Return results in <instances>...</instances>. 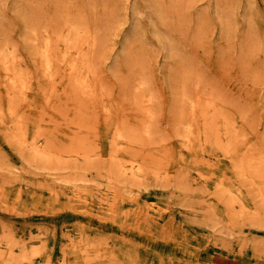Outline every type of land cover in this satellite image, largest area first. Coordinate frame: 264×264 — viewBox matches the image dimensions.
<instances>
[{
    "label": "rangeland",
    "instance_id": "rangeland-1",
    "mask_svg": "<svg viewBox=\"0 0 264 264\" xmlns=\"http://www.w3.org/2000/svg\"><path fill=\"white\" fill-rule=\"evenodd\" d=\"M74 1L104 28L105 55L98 64L104 93L79 114L73 105L74 110L70 105L65 108V103L55 104L59 100L55 94L49 104L44 102L33 78L22 103L23 120L30 124L27 135L30 138L36 129L50 131L55 147L66 148L72 143L66 132L73 130V122L83 124L85 132L95 125L94 134H101L105 143L107 134L113 136L114 122L124 121L142 131L110 66L119 63L127 70L129 58L123 61L122 57L131 49L143 60L140 73L158 94L161 114L154 132L168 137L162 143L169 147L170 158L160 167L154 159L145 173L132 176L105 161H66L67 152L55 162L27 159L0 131V264H14L23 249L20 264H264V174L252 169L259 156L264 158V0H158L160 6L157 0ZM41 2L45 18L57 13L58 0ZM90 4L95 8L88 14ZM33 12L30 0H0V30L5 29L8 43L24 57L28 54L20 28ZM162 40L179 49L169 53L171 46L165 48ZM123 43L127 48L122 51ZM184 64L198 71L207 86L214 85L226 95L228 111L241 124L245 139L239 134L241 140L218 148L203 143L196 132L181 144L184 140L170 136L171 102L180 88ZM69 94L62 92L60 100L72 101ZM119 102L120 110H115ZM116 112L120 114L115 116ZM106 118L112 124L101 126ZM36 119L37 127L31 124ZM194 128L200 132L201 123ZM128 136H116L117 141L129 143ZM156 136V140L161 137ZM149 144L144 147H158ZM105 148L103 158L107 157ZM119 156L125 163L142 162L127 153ZM234 158L242 163L240 174L232 166ZM230 199L233 205L228 204ZM84 251L86 258L79 254Z\"/></svg>",
    "mask_w": 264,
    "mask_h": 264
},
{
    "label": "bare ground",
    "instance_id": "bare-ground-1",
    "mask_svg": "<svg viewBox=\"0 0 264 264\" xmlns=\"http://www.w3.org/2000/svg\"><path fill=\"white\" fill-rule=\"evenodd\" d=\"M41 1L42 0H30L34 12L26 16L24 27L20 28V35L26 45L25 49H27L28 57H24L20 51L16 50V47H14L11 42L8 43V38L4 35L5 29L0 30V72H2L0 84L4 89L3 93L0 92V131L4 134V139H6L7 143L27 159L31 158L44 162H55L59 157L61 158L63 152H67L68 158H65L66 161L70 159L75 163L82 164L105 161L113 165L118 172L124 171L132 176L145 173L148 168L150 169V164L155 161L154 159H157L156 161L159 163L158 167L161 166V162L167 163L170 158V153H168L169 147L166 143H162V141L166 140L168 137L154 132V124L159 123L158 118L161 114L159 111L158 94L151 90L148 78L140 73L144 67L143 60L138 59L136 53L131 49H126L122 57L123 61L129 58V61L125 63L127 70H124L125 68L122 69L119 63H114V65L111 64L110 66H112V72L115 74V80L116 78L119 80V88H117L122 90L121 94L124 95L123 99H127V102H129L127 105L128 109L134 110L135 117L139 118L137 121L142 124V131H135L130 126H127L126 122L125 124L122 123L124 121H121V124L114 122V124L111 125L112 122L110 120L108 121V118H106V120H103L104 122L101 123V126L111 125V130L113 131L111 133L113 136L110 135V133L107 134L106 143L99 138L101 134L99 136L94 134L95 125L87 128V132H85L83 124L78 122L77 124L73 122L74 124L71 125L73 130L66 132L69 140H72V143L68 142L66 148L55 147L56 145L51 136L53 134L50 131L42 132L35 128L36 132L29 138L26 129L30 124L26 119L23 120L25 115L22 103L28 96L27 89H32L31 80L33 78H35L34 82L36 84L34 86L38 89V93L44 98V102L49 104L51 102L49 101L50 96L55 94L59 99L57 103L54 102L55 104L59 105L65 103V108H68V105H70V109H73V105L79 114L83 113L87 107L91 108L97 103L99 94L104 93L105 89L104 81L98 69L99 61L103 59L105 55L104 49L106 47L105 34H103L104 28L101 29L103 26L102 23L101 27H98L100 21L97 20L96 16H90V19L95 24L93 25L90 19L85 15L86 12H84L82 4H78L74 0H58L56 3L57 13L52 17L45 18L41 7ZM170 1L175 3L179 0ZM159 2L161 1L159 0ZM159 2L157 0V6H160L161 3ZM162 2H164V0H162ZM91 7L88 14L94 11L95 7L92 5ZM174 7L175 6H173V8ZM181 7L182 6H180V8ZM166 8H168V6L164 5L162 7L164 11L167 10ZM160 9L159 7L156 8L159 12ZM175 10L177 12L181 11V9ZM162 16H164V14ZM162 43L165 45V48L171 46V44L165 40H162ZM125 48L127 47H125V43H123L121 46L122 51ZM170 48L171 50L169 53L171 54L172 51L176 53V49H179L177 45H172ZM29 59L30 62H28ZM187 63L190 64L189 62ZM186 65L187 64H184L182 66L179 75L180 88L175 93V102H171V106L174 105V111L171 114V119L173 120V133H171L170 136L174 134L181 140H184L179 141L181 144L186 143V140H190V134L196 132L199 140H203V143L204 141L206 143L209 142L211 146L214 145L218 148L225 142H227L228 145V142L232 144V141L236 143L238 140H241L239 138V134L242 135L240 132L242 130L241 124L238 125L233 112L228 111V107H230L227 105V103H230L229 99L226 95H223V93L216 91L217 89L214 85L207 86L208 83L207 81L205 82L204 77H202L198 71L192 69L191 66ZM31 69H33V71ZM109 70L110 69H108V71ZM120 70L122 72H120ZM62 92H69L73 100H60V94ZM2 104L4 105V109H6L5 112L2 110ZM120 105L121 102H119L115 110H120ZM101 106L103 107L104 104L101 103ZM55 108L57 107L55 106ZM44 110L45 109L42 108V112H44ZM60 111H62V109ZM116 113L115 116L120 114L118 112ZM59 114L63 113L59 112ZM244 114L245 111H242L241 121ZM38 116V118L41 117L40 115ZM50 116L51 114H49V117ZM106 116H109V112L106 113L105 117ZM110 118L111 116L109 119ZM200 123L202 125L201 131H194V126L199 128ZM31 124L37 127L40 122H37L36 119L32 121ZM242 127L245 129L244 125ZM244 134L245 133L241 136L242 138L245 136ZM125 135L129 137L126 138L129 143L124 144L117 141V137L123 139ZM156 135H160L161 137L156 140ZM224 136L226 138L222 139ZM149 143H156L158 147L155 149L144 147L146 144L149 146ZM76 144L78 147L74 148V146H77ZM103 144L104 147L106 146V158H103L101 153L104 149ZM154 150L158 151V155H155ZM122 153H127L132 158L141 159L142 162L140 164H134V161L131 159V162L129 161L130 163H125L126 161L121 160L119 156V154ZM245 155H247V153L242 152V156L245 157ZM163 157H165L166 160H162L164 159ZM232 161V166L238 173L240 171L239 166L242 165V163L238 158H234ZM256 161L258 162L256 167L254 165V168H252L253 166L251 165L250 168L247 167V169L249 168L251 170L252 168L254 171L258 169L259 172L261 171L264 174V158L259 156ZM258 171H255V173H259ZM198 174L200 175V173ZM238 174H240V172ZM241 175L243 176V174ZM241 175H238V177ZM227 202L228 204H232L234 199H230ZM263 221H261V224ZM24 251L26 250L23 249V253H25ZM23 253L17 254L19 260L15 262L19 263L16 264H20V259L24 256ZM79 254H82L83 258H86L84 257L87 254L86 251ZM31 263L32 262H30V264Z\"/></svg>",
    "mask_w": 264,
    "mask_h": 264
}]
</instances>
